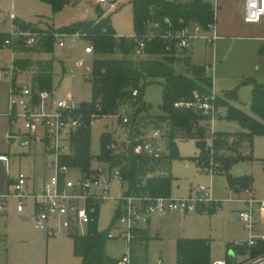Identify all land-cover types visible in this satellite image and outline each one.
Returning a JSON list of instances; mask_svg holds the SVG:
<instances>
[{
    "label": "rangeland",
    "instance_id": "obj_1",
    "mask_svg": "<svg viewBox=\"0 0 264 264\" xmlns=\"http://www.w3.org/2000/svg\"><path fill=\"white\" fill-rule=\"evenodd\" d=\"M132 1L123 0L118 12L112 14L109 20L115 33L121 37L135 34ZM241 1H228L224 7L226 24L230 28L225 39L216 45L196 42L189 51L182 53L192 65H202L208 69V75L213 81L212 95L223 102V105L216 107L214 122L204 118L200 121L211 133L235 134L241 131L237 122L226 119L227 108L224 105L240 108L251 115L255 84H264V31H257L251 25L244 24L239 16ZM99 12L96 3L91 0H73L72 5L66 6L58 14H54L52 7L42 0H0V31L10 30L13 21L11 15H15L39 30L68 34L63 28L92 21ZM65 41L64 48L54 46L51 54H17V58L54 59L52 92L55 99L67 100L72 97L79 104L90 103L93 85L88 80L95 55L85 53L84 40L75 43L71 38H66ZM3 46L0 47V60L4 66L9 67V59L13 54ZM176 72L185 73L182 63L177 65ZM31 83L29 74L19 73L18 85L31 86ZM232 93H236L235 99L231 97ZM8 100L9 86L2 84L0 154L7 153L9 161H0V196L12 192V181L21 173L32 178L29 186L39 185L49 176L48 162L52 159L46 153L43 143L38 142L31 149L23 147L20 142L10 143L5 132L16 133L19 126L11 128L6 125L4 116L8 111ZM144 102L151 107L150 111L138 113V108L124 107L118 112L128 118V123H124L122 119L101 118L92 124L90 150L93 158L90 162V174L98 173L99 167L106 168L102 177L111 179L109 186L112 199L102 202L98 212V230L103 233L118 235L120 232H127V226L116 220L126 187L122 186L120 180L112 178L118 169H110L99 158L103 135L107 134L109 140L117 142L118 150L115 152L119 153L128 149V141L149 139L156 130H161L165 134L155 144L163 149L166 156H171L172 153L169 148V124L157 119L162 116V86L157 83L148 86L144 92ZM176 137L174 143L179 158L174 159L170 165L169 174L175 180L171 198L189 200L195 198L198 188H211L215 206L219 209L212 210V205L205 203L189 208L186 214L153 215L148 220L139 221L136 224L137 230H149L152 238L149 240L146 264H176V242L179 238L208 240L212 245V262L225 259L229 244L248 238L238 214L243 205L228 202L230 194L226 171L220 169L219 175L212 177L208 170L197 164V159L202 156L197 142L183 139V133H177ZM210 145L209 141L208 148ZM227 154L230 155L225 153ZM252 157V161L240 163L228 171L235 177H251L254 197L258 201H264V136L255 138ZM68 178L74 182L82 179L81 168L72 166ZM18 206L17 200L10 199L0 212V264H82V258L75 253L71 235L85 236L88 225H79L78 229L73 227L70 230L67 219L60 218L56 222L60 225L59 233L38 230L32 220L35 214L33 202L26 200L23 214L18 212ZM51 233L53 235L49 236ZM231 248L232 246L229 250ZM237 250L239 254H245L244 249ZM106 253L111 259L121 261L129 254L128 242L123 239H108Z\"/></svg>",
    "mask_w": 264,
    "mask_h": 264
},
{
    "label": "trees",
    "instance_id": "obj_2",
    "mask_svg": "<svg viewBox=\"0 0 264 264\" xmlns=\"http://www.w3.org/2000/svg\"><path fill=\"white\" fill-rule=\"evenodd\" d=\"M50 5L54 14L60 13L73 0H42ZM133 21L135 34L138 37L155 36L147 41L142 56L137 55V42L123 37L115 39V31L106 20L100 24L95 21L80 22L63 28L68 34L81 32L90 40L94 47V62L91 77L92 101L82 103L79 114L84 127L75 137V154L65 163L79 166L85 175H90L91 131L94 115L101 117L118 113L122 108H138V113L151 110L144 102V92L152 84H160L163 88L162 116L158 121L169 124L171 156L153 160L146 156L135 155L132 149L113 152L108 149L107 134L101 138L100 159L110 169H118L122 186L126 187L125 196L141 195L152 198H171L174 178L169 174L170 165L179 158L174 140L177 133H183L185 140H194L202 151L201 159L206 158L208 143L216 151L224 150L221 161L228 186L234 191L250 190L252 178L248 176L234 177L228 170L252 161L253 142L257 136H264V85L255 84L252 98V114L248 115L240 108L225 104L226 119L237 122L241 132L216 133L202 126V119L196 112L186 108H176L181 102L190 101L195 92L208 96L212 94L213 81L203 66L192 65L183 54L162 38L167 32L182 31L193 23H200L204 28L214 21V9L211 0H133ZM102 16V11L99 17ZM172 25L169 26L166 21ZM21 30H35L34 25L15 21ZM158 25V28H154ZM34 48H26L17 43L16 54L45 53L51 54L54 48L52 32ZM54 33V32H53ZM9 34L0 32V47L4 45ZM19 56V55H18ZM31 57V56H30ZM54 59L23 58L16 59V68L28 73L34 85L39 89L52 91ZM182 63L184 72H176L177 65ZM134 91L138 96L134 97ZM236 98V93L231 94ZM216 106L223 105L216 98ZM99 212L100 206H96ZM122 205L117 210L116 220L122 212ZM98 212L92 224L88 225L87 234L78 236L72 234L75 253L82 258V264H119L106 253L108 233L98 230ZM115 222V220H114ZM149 238L144 230H135L131 244L130 264H146ZM250 257L264 254V243L248 251ZM211 242L203 239H180L176 243V264H211Z\"/></svg>",
    "mask_w": 264,
    "mask_h": 264
},
{
    "label": "built area",
    "instance_id": "obj_3",
    "mask_svg": "<svg viewBox=\"0 0 264 264\" xmlns=\"http://www.w3.org/2000/svg\"><path fill=\"white\" fill-rule=\"evenodd\" d=\"M98 6L103 8L102 16L96 20V24L110 20L112 14L118 12L123 0H93ZM214 21L207 28L196 22L185 27L182 31L167 32L162 36L169 42L168 50L172 45L177 51L184 53L189 51L194 43L202 42L205 45H212L217 42L216 12L217 6L213 5ZM14 21L8 38L4 42V48L12 51L10 66H4L0 60V85L9 86V110L7 118L12 127L19 126L16 133L10 134L9 138L18 141L23 147H29L34 141H42L46 144L47 152L52 159L48 162L50 174L42 183L38 191L29 190V177L21 173L13 184L12 192L8 195L0 196V212L6 206L10 199L19 202L18 212L23 214L25 211L26 200H31L34 204L35 214L32 220L38 230L49 231L54 234L60 232V225L56 222L60 218L67 219V227L79 225H90L97 215L96 206L102 202L111 200L110 180L102 177L100 167L98 173L85 175L77 182L68 178L71 171V165L65 163L73 158L75 154L76 134L84 127L82 116L79 114L81 104L77 103L72 97L67 100H56L52 91L39 89L34 85L17 84L19 71L16 68V45L22 43L26 48H34L41 39L47 36L46 31L39 29L21 30L15 24V15H11ZM264 20V0H244L243 22L247 25H257ZM166 23L171 26L172 23L167 20ZM158 28V25H154ZM54 39V46L64 48L66 38H71L73 42L84 40L86 48L85 53L94 55V47L90 40L86 39L81 32L73 34H64L52 32L50 34ZM119 40L123 37L114 35ZM155 36L138 37L136 35L127 37L137 42V55L142 56L146 48L147 41H151ZM133 96H138V91H134ZM216 96L213 94L204 96L198 92L194 93L193 98L188 102H181L175 105L176 108H186L196 112L204 119L214 122L217 116ZM101 118L110 120H123L128 123L121 113H115L109 116L101 117L94 115L93 121ZM165 133L156 130L149 139H136L128 141V148L132 149L133 154L146 156L153 160H160L164 157L163 149L155 144V141ZM108 149L115 152L118 150V144L112 140ZM206 158L197 159V164L208 170L212 177L219 175L218 172L223 168L221 159L225 156V151H216L213 145L207 149ZM6 159L5 157H1ZM113 179L121 181L119 171H116ZM228 186V184H227ZM228 192L232 197L228 200L230 203H239L243 209L238 213L239 219L244 225L248 234L246 240L237 241L233 244L235 248L252 250L264 243V201H258L251 190L236 192L228 186ZM244 195V196H241ZM127 201V208L122 210L118 222L127 226V232H120L114 235L108 233V239H123L128 242L129 254L119 262V264H130L131 244L134 239V231L137 230L136 224L141 220H148L153 215H163L167 213L185 214L193 206H201L210 203L212 210L219 209L215 206L211 188L200 187L196 190L195 198L189 200H180L173 198H152L149 196L130 195L123 196V201ZM212 264H230L226 260H218ZM239 264H264V254L256 257H248Z\"/></svg>",
    "mask_w": 264,
    "mask_h": 264
},
{
    "label": "crops",
    "instance_id": "obj_4",
    "mask_svg": "<svg viewBox=\"0 0 264 264\" xmlns=\"http://www.w3.org/2000/svg\"><path fill=\"white\" fill-rule=\"evenodd\" d=\"M92 2H94L93 0H91ZM228 1H231V0H211V2H212V5H216L217 6V12H216V20H217V34H218V36H219V39L217 40V42H219V41H222L223 39H225L226 38V36H227V33H228V31L230 30V28H229V26L226 24V21H227V18H226V15H225V12H224V7H226L227 6V4H228ZM95 3V2H94ZM97 5V4H96ZM97 9L98 10H100V12L103 10V8H101L100 6H98L97 5ZM243 10H244V0H242L241 1V9L239 10V16H240V18H242L243 19ZM99 12V13H100ZM15 21H22V20H19L16 16H15ZM99 18V14H98V16L96 17V19H94V20H92V21H95V20H97ZM13 22L14 21H12V24H11V27H12V25H13ZM22 22H24V23H26V24H29V23H27L26 21H22ZM245 24V23H244ZM110 25H111V27H112V24H111V22H110ZM247 25V24H246ZM252 26V28H254L255 30H257V31H264V20L260 23V24H257V25H251ZM10 31H11V28H10V30H8V31H0L1 33H5V34H9L10 33ZM119 36V35H118ZM134 36V35H133ZM121 37V36H120ZM132 37V36H131ZM217 42L215 43V45L217 44ZM16 55V59H17V54H15ZM37 59H40V58H37ZM10 60V59H9ZM198 66H202V65H198ZM205 67V66H204ZM21 72V71H20ZM19 72V73H20ZM207 72H208V69H207ZM21 73H24V74H28V73H25V72H21ZM4 85H7V84H4ZM262 85H264V84H262ZM7 106H8V110H9V100H8V103H7ZM7 113H8V111H7ZM7 113L5 114V118H6V125H8V126H10L11 128H12V125L10 124V121H9V119L7 118ZM107 128H108V126H107ZM242 131V130H241ZM241 131H239V132H241ZM238 133V132H237ZM10 134H13L12 132H5V135H7L8 137H9V135ZM10 140H12V139H10L9 138V141ZM14 142H18V141H13V142H10V143H14ZM43 143L44 145H45V149H46V144H45V142H42V141H38V140H36V141H34L29 147H25V148H29V149H31V147L32 146H34V144H36V143ZM46 151V153L48 154V152H47V149L45 150ZM1 157H5L6 159H4V158H1ZM0 161H2V162H8L9 161V155L7 154V153H3V154H0ZM236 167V166H235ZM233 169H234V167H233ZM231 174H232V172H230ZM233 175V174H232ZM234 176V175H233ZM29 177V176H28ZM235 177V176H234ZM46 180V177L44 178V180L41 182V183H39V185H36V184H34L32 187L31 186H29L30 185V182L32 181V178L31 177H29V181H28V186H29V190H31V191H38V189L41 187V185H42V183L44 182ZM14 182H15V180H13L12 181V187H13V184H14ZM250 190H251V192H252V194H253V191H252V188H250ZM230 194V193H229ZM254 195V194H253ZM241 196H244V195H241ZM232 197V195L230 194V198ZM187 213V212H186ZM185 213V214H186ZM181 214V213H180ZM262 224H263V226H264V220H262ZM244 226V225H243ZM142 230H144V231H146L147 232V236H148V238L151 240L152 238H151V236H150V231L149 230H146V229H142ZM53 234L51 233V234H49V236H52ZM180 239H187V238H179L178 240H180ZM177 240V241H178ZM177 243V242H176ZM232 246V250H229L230 249V247ZM238 248H235L234 246H233V244H229L228 245V252H227V256H226V258L225 259H222V260H226V261H228L230 264H239V263H241V262H243L245 259H247L248 257H250V255H249V253H248V251L249 250H245V254H243V255H241V254H239V251L237 250ZM239 250H241V249H239ZM211 260H212V245H211ZM213 263V262H212ZM211 263V264H212Z\"/></svg>",
    "mask_w": 264,
    "mask_h": 264
},
{
    "label": "water",
    "instance_id": "obj_5",
    "mask_svg": "<svg viewBox=\"0 0 264 264\" xmlns=\"http://www.w3.org/2000/svg\"><path fill=\"white\" fill-rule=\"evenodd\" d=\"M14 140H10V142H13ZM100 171L102 172V173H105L106 172V168H101L100 169ZM127 201L126 200H124L123 201V203H122V209L124 210V209H126L127 208Z\"/></svg>",
    "mask_w": 264,
    "mask_h": 264
}]
</instances>
